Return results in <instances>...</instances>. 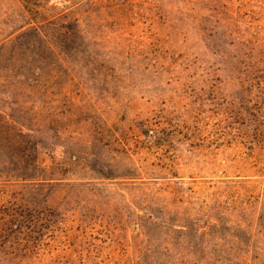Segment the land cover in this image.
<instances>
[{
  "label": "rangeland",
  "instance_id": "obj_1",
  "mask_svg": "<svg viewBox=\"0 0 264 264\" xmlns=\"http://www.w3.org/2000/svg\"><path fill=\"white\" fill-rule=\"evenodd\" d=\"M34 173L67 226L20 264H264V0H0V196ZM226 176L241 212L132 204Z\"/></svg>",
  "mask_w": 264,
  "mask_h": 264
},
{
  "label": "trees",
  "instance_id": "obj_2",
  "mask_svg": "<svg viewBox=\"0 0 264 264\" xmlns=\"http://www.w3.org/2000/svg\"><path fill=\"white\" fill-rule=\"evenodd\" d=\"M21 134L20 138L29 137L22 132ZM23 150L26 151V148L23 147ZM52 173L43 174L44 176L35 173L22 176V182H30L29 187L32 188L35 196L25 195V192L15 194L10 190H3L4 192L1 193L0 256L4 257L6 264L32 262L41 258L39 251L49 245L58 229L67 226L66 220L63 219L65 217L53 210L50 204L53 197L52 191L62 186L58 182L61 179H55ZM241 173L234 177H246ZM103 176L107 180L113 179V175L109 172H103ZM231 177L226 176V179L217 181H192L190 184L182 180L174 181L166 184L165 189L159 188L156 193L151 194L150 199L143 198L142 203L136 205L133 202L132 204L141 211L157 210L164 212L163 214L178 211L204 212L205 214L218 211L241 212L244 208H241V205L238 207V204L244 200L242 189L247 182L233 180ZM39 196H43L41 202L36 201ZM154 201L158 202L154 203Z\"/></svg>",
  "mask_w": 264,
  "mask_h": 264
}]
</instances>
